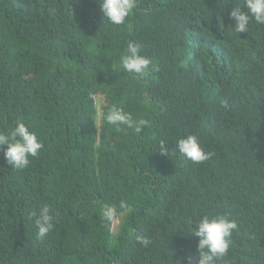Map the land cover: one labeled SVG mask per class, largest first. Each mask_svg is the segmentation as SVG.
<instances>
[{
  "label": "trees",
  "instance_id": "trees-1",
  "mask_svg": "<svg viewBox=\"0 0 264 264\" xmlns=\"http://www.w3.org/2000/svg\"><path fill=\"white\" fill-rule=\"evenodd\" d=\"M235 3L136 0L113 25L97 0H0V132L22 119L43 145L24 169L0 148V264H197L187 222L224 213L238 228L216 264H264V26L236 33ZM129 42L159 70L124 72ZM112 106L147 125L118 130ZM188 134L209 159L178 152Z\"/></svg>",
  "mask_w": 264,
  "mask_h": 264
},
{
  "label": "clouds",
  "instance_id": "clouds-1",
  "mask_svg": "<svg viewBox=\"0 0 264 264\" xmlns=\"http://www.w3.org/2000/svg\"><path fill=\"white\" fill-rule=\"evenodd\" d=\"M97 2L103 18L113 25L125 23L126 18L136 6V0H97ZM227 15L233 21L232 27L236 33H247L252 22L264 26V0H236L235 5L227 11ZM141 51V44L129 42L119 56V64L123 71L139 79L159 70L152 66L151 60L142 55ZM93 98L98 114H101L104 99L99 98L98 95H93ZM104 120L109 125L117 126L118 130L123 126L134 129L136 132L141 131V126L148 123L145 120L135 121L131 113L117 106L109 108ZM42 147L36 133L31 131L22 119L17 120L10 131L0 132V148H3L6 163L13 168H27L30 164L29 157H37ZM176 148L193 164H200L209 159L210 154L204 151L196 135L188 134L179 138L176 141ZM160 152L166 155L168 153L163 141L160 142ZM115 215L113 207L104 206L103 216L108 222H111ZM33 217L38 239H43L54 229L56 218L51 214L48 205L43 206L38 214L35 211L31 212L29 218ZM187 223L191 225L188 232L199 238L197 264H216L218 259L225 257L232 242V232L238 228L236 221L226 213L214 216L204 215L196 219L194 223L191 220ZM136 241L144 247L150 244V240L142 235H137ZM188 262L191 264V257L188 258Z\"/></svg>",
  "mask_w": 264,
  "mask_h": 264
},
{
  "label": "rangeland",
  "instance_id": "rangeland-1",
  "mask_svg": "<svg viewBox=\"0 0 264 264\" xmlns=\"http://www.w3.org/2000/svg\"><path fill=\"white\" fill-rule=\"evenodd\" d=\"M97 120L99 122L100 114L97 115ZM112 229H113V231H116V229H117V220H113Z\"/></svg>",
  "mask_w": 264,
  "mask_h": 264
}]
</instances>
